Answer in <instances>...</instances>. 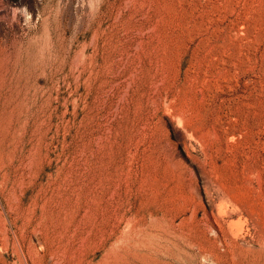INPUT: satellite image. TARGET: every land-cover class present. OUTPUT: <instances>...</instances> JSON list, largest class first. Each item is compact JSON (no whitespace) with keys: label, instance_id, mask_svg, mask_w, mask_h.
Here are the masks:
<instances>
[{"label":"rangeland","instance_id":"obj_1","mask_svg":"<svg viewBox=\"0 0 264 264\" xmlns=\"http://www.w3.org/2000/svg\"><path fill=\"white\" fill-rule=\"evenodd\" d=\"M0 264H264V0H0Z\"/></svg>","mask_w":264,"mask_h":264},{"label":"bare ground","instance_id":"obj_2","mask_svg":"<svg viewBox=\"0 0 264 264\" xmlns=\"http://www.w3.org/2000/svg\"><path fill=\"white\" fill-rule=\"evenodd\" d=\"M220 206V205H219ZM227 207V206H226ZM218 211H220V209L218 210ZM222 212H223V210H222ZM219 214H222L221 212H219ZM191 219V218H190ZM189 219V220H190ZM179 222V221H178ZM193 223V222H192ZM192 223H190V224H188V223H184V225H188L189 226V228H191L192 230H193V233L195 234V236H197V237H201V235H200V233L198 232V230L196 229V227H195V225H193ZM217 225V224H216Z\"/></svg>","mask_w":264,"mask_h":264}]
</instances>
